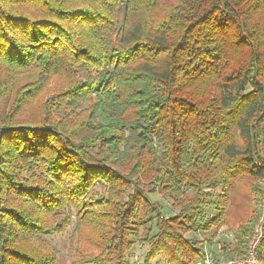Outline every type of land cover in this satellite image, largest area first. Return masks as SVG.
I'll list each match as a JSON object with an SVG mask.
<instances>
[{
	"label": "trees",
	"instance_id": "trees-1",
	"mask_svg": "<svg viewBox=\"0 0 264 264\" xmlns=\"http://www.w3.org/2000/svg\"><path fill=\"white\" fill-rule=\"evenodd\" d=\"M0 126V264H56L39 241L72 225L87 264L132 238V264H197L264 181V0H0Z\"/></svg>",
	"mask_w": 264,
	"mask_h": 264
},
{
	"label": "rangeland",
	"instance_id": "rangeland-1",
	"mask_svg": "<svg viewBox=\"0 0 264 264\" xmlns=\"http://www.w3.org/2000/svg\"><path fill=\"white\" fill-rule=\"evenodd\" d=\"M259 188H261V193H259ZM98 190L103 191L102 186H99ZM150 198L153 201H158L162 204L164 203L161 197L157 194L150 195ZM263 200L264 181L259 182L258 180L249 176L240 177L237 182L233 184L229 194V200L226 204L224 212L225 225L218 229L217 234L212 239V241H208L206 239L204 240L203 244L205 254L206 251L209 252V255H205L206 257L204 256V258H209L212 260V254L214 260H212L211 264H223L225 259L240 258L225 257L224 242L226 241L229 243L230 241H233L236 236L235 230L239 225L242 224H248L252 222V235L253 230L255 229L261 217L262 210L260 208V204ZM168 213L170 215L174 214L172 210ZM74 230L75 227L72 225L67 229L66 233L54 234L40 239L38 245L40 248L46 251L54 252L56 254V264L90 263L91 257L95 254V252L89 247L77 246V243H72L71 238H73ZM219 233H223V235H218ZM251 235L247 242V249ZM132 240H134L135 243L129 257L130 264H132L131 262L133 257H138L139 260L144 261L145 255L148 251V245H143L141 241L136 238H132ZM211 252L217 255H214ZM159 258V264H167L163 257Z\"/></svg>",
	"mask_w": 264,
	"mask_h": 264
},
{
	"label": "built area",
	"instance_id": "built-area-1",
	"mask_svg": "<svg viewBox=\"0 0 264 264\" xmlns=\"http://www.w3.org/2000/svg\"><path fill=\"white\" fill-rule=\"evenodd\" d=\"M2 132L3 128L0 126V137ZM260 208L262 210L261 217L249 240L247 254L240 258L225 259L223 261V264H264V262L260 260L259 256L261 242L264 240V200L261 202ZM218 235H223V233H219ZM205 255H209V252L206 251ZM211 257V259L214 260L212 254ZM212 260H210L209 258H203L201 261L197 262V264H211ZM137 264L142 263L140 261H137Z\"/></svg>",
	"mask_w": 264,
	"mask_h": 264
}]
</instances>
